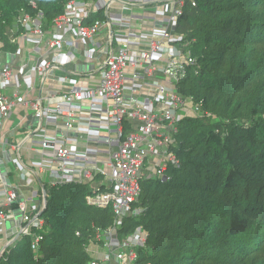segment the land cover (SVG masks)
I'll use <instances>...</instances> for the list:
<instances>
[{"label": "built area", "instance_id": "built-area-1", "mask_svg": "<svg viewBox=\"0 0 264 264\" xmlns=\"http://www.w3.org/2000/svg\"><path fill=\"white\" fill-rule=\"evenodd\" d=\"M187 3L195 6L196 0H71L47 26L38 0H30V9L22 8L13 22H0V132L20 106L37 121L9 149L14 171L37 187V198L23 199L0 164V223L21 222L12 244L32 235V248H39L44 235L32 229L44 230L46 183H90L88 203L112 207L115 221L106 232H98L88 252L99 244L107 249L103 261L115 257L120 264H140L137 249L146 245L147 230L138 227L121 239L117 227L137 211L143 178H165L170 167L180 168L173 149L179 122L211 115L194 97L180 92L197 63L191 42L177 31ZM101 35L103 42L95 43ZM87 40L96 44L88 53L94 64L90 81L68 84L70 75L57 73L69 51ZM56 84L62 89L55 90ZM86 98L91 99L88 109L77 111ZM48 125L57 129L55 135L48 134ZM82 128L87 133L77 140L87 148L73 149L69 132ZM37 144L40 162H27L20 150Z\"/></svg>", "mask_w": 264, "mask_h": 264}, {"label": "trees", "instance_id": "trees-1", "mask_svg": "<svg viewBox=\"0 0 264 264\" xmlns=\"http://www.w3.org/2000/svg\"><path fill=\"white\" fill-rule=\"evenodd\" d=\"M69 1L38 0L45 25ZM22 8L30 0H0V22H13ZM177 31L197 58L180 92L211 115L179 122L180 168L142 179L137 211L119 236L147 230L140 264H264V0L187 3ZM45 189L44 230L32 229L44 235L39 248L24 235L0 264H91L88 247L114 225L112 207L88 203L90 183Z\"/></svg>", "mask_w": 264, "mask_h": 264}, {"label": "crops", "instance_id": "crops-1", "mask_svg": "<svg viewBox=\"0 0 264 264\" xmlns=\"http://www.w3.org/2000/svg\"><path fill=\"white\" fill-rule=\"evenodd\" d=\"M137 24L149 27V23L147 22L137 21ZM103 37L104 36L102 35L98 36L95 43L103 42ZM95 43L90 40L80 41L77 47L71 49L67 54L65 66L57 74H69L71 80L68 84L86 85L90 81V74L93 71L94 64L89 59L88 53L92 51V49L96 50ZM103 59L104 56L99 54V60L103 61ZM54 86L55 90H59L60 88L62 89V86L59 84ZM90 104L91 99L86 98L80 102V104L76 107V110H86ZM36 123L37 121L34 119L31 112L25 107L20 106L15 110L12 118L7 121L4 129L0 132V164L2 165V174L6 176L8 181H11L12 184L19 186L21 197L28 201H32L37 198V187L34 184H29L27 181L21 180L18 173L14 171L15 165L10 160L9 149L12 144L21 141L22 137H24L31 128L36 126ZM94 125H97V123H94ZM46 129L50 136L57 133V129L53 126L48 125ZM86 133L87 130L84 128L80 129L79 132H76V130L69 132V144L73 147V149L84 150L87 148V145L77 140V138H80L82 134L85 135ZM88 148L94 150L95 147L90 145ZM38 149H40L39 144H37L34 148H23L20 150V153L27 162L37 164L41 160V153ZM1 190L2 185H0V191ZM20 224L21 222L19 220H9L0 223V253L5 251L6 248L15 241L14 238H16L19 232ZM106 250L107 249L103 248L99 244L93 245L90 252L92 260H99L100 264H120L115 257H113V259L109 262L103 261Z\"/></svg>", "mask_w": 264, "mask_h": 264}]
</instances>
